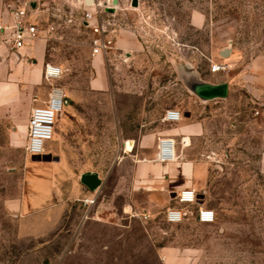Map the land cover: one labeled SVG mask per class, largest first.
<instances>
[{"label":"rangeland","instance_id":"374dc122","mask_svg":"<svg viewBox=\"0 0 264 264\" xmlns=\"http://www.w3.org/2000/svg\"><path fill=\"white\" fill-rule=\"evenodd\" d=\"M24 2L39 29L33 44L43 40L48 62L64 69L54 84L71 102L47 146L54 159L34 160L25 152L28 118L33 99L41 104L51 84L0 76V264H264V91L255 96L236 80L227 98L211 102L199 156L214 223L198 222L196 206L186 208L183 222L168 223L166 207H144L142 193L134 194L136 209L126 208L123 186L130 167L123 158L134 147L124 142L184 100L181 69L229 76L251 64L264 74V0H139L137 7L133 0H0V15ZM99 37L114 42L103 54L107 75L93 68ZM119 40L139 42L141 50L131 60L126 50L115 55ZM214 63L227 69L212 72ZM100 76L104 86H93ZM38 164L53 166L52 201L58 192L66 205L59 223L16 207L31 193L26 175L31 180ZM85 171L107 178L90 207L71 196ZM166 249L175 253L169 259Z\"/></svg>","mask_w":264,"mask_h":264},{"label":"crops","instance_id":"0c3cea01","mask_svg":"<svg viewBox=\"0 0 264 264\" xmlns=\"http://www.w3.org/2000/svg\"><path fill=\"white\" fill-rule=\"evenodd\" d=\"M202 20V16L200 17L197 14L194 17L195 25H200L203 22ZM33 43L34 40L30 45L21 49L20 54H13L6 46H2L0 49V76L21 75L20 78L26 81L27 84L39 87L40 78H44V65L48 62L46 43L43 40L35 45ZM141 47L142 45L139 42L119 40L114 45L116 50H114V54L118 55L121 53L120 51L126 50V57L131 56L132 53V58L129 59L131 60L136 57L135 53L139 52ZM105 63V55H95L93 59V68L96 71L95 75H107ZM252 70V65L248 64L239 75H208L202 77L195 73L189 74L186 70L181 69L179 73L184 86L182 89L185 94L184 100L165 108L161 121L158 124L146 131L140 130L136 136H132L131 139L124 142V145L127 141L134 143L133 150H129L131 153H128L123 158V161L127 160L130 166L129 174L123 181L124 189L128 194L127 198L131 202L125 206L126 208L136 209L139 206V203L133 200L136 193L145 194L144 207L172 206L175 201L173 200L174 195L185 188L195 190L202 198L201 203L208 206L207 190L205 188L208 170L204 164H201V157L199 156L201 154V136L205 134L207 122L211 118L209 115L214 112V106L211 102L223 98L202 100L189 88L187 82L191 79L214 84L227 82L229 85V95L233 83L238 80L239 82H243L253 95L259 96L264 91V74L256 75ZM92 83L93 86L99 85L103 87L106 81L100 76L93 79ZM35 104L34 102L33 106ZM167 110L179 111L181 119L179 121L163 120V116ZM147 125L148 123L143 126ZM161 139L174 140V160L167 162L158 160V144ZM50 153L51 151L46 147L45 154ZM259 166L261 172L264 173V152L261 153ZM31 168L35 175L31 180L26 175L24 189L26 190L30 186L29 190L32 187V191L27 196L26 194L23 195L16 207H19L27 217L34 215L33 213L39 214L40 217L41 214H44L46 223H59L60 212L64 210L66 205L64 202L57 201L59 199L58 192L57 200L52 201L50 191L55 188L52 184L50 169L53 166L45 168L38 164ZM106 183L107 178H104L101 174L95 171H85L81 174L73 191H71V196L74 200H81V202L83 199H94V194L98 190L103 189ZM164 253L168 259L169 256L175 254L172 249H166Z\"/></svg>","mask_w":264,"mask_h":264},{"label":"built area","instance_id":"2783aa9c","mask_svg":"<svg viewBox=\"0 0 264 264\" xmlns=\"http://www.w3.org/2000/svg\"><path fill=\"white\" fill-rule=\"evenodd\" d=\"M31 9L29 2L13 4L6 8L0 15V49L6 46L13 54H20V50L30 45L36 38L39 31L37 25L29 19L28 10ZM86 16L93 15L86 12ZM114 42L103 37L96 38L93 42V54H104L113 47ZM227 66L221 63H214L212 72L225 71ZM44 79L51 84L47 98L41 104H35L31 110L27 124V138L25 152L27 156L44 155L49 142L53 140L55 129L60 114L64 113L70 105V97L64 88L56 86L55 81L59 80L64 69L50 62H46L43 69ZM38 102L37 98L33 99ZM181 113L176 110H167L163 116L166 121H179ZM157 158L167 162L175 159L174 140L161 139L158 144ZM173 200L179 206H169L163 211L164 219L168 223L179 224L187 216L186 208L196 206L195 219L204 224H212L216 221V211L205 206L200 195L191 188H185L177 192ZM95 199H83L85 207H90ZM212 213L210 219L203 218L206 214ZM179 214V219L176 215ZM137 216V213H132Z\"/></svg>","mask_w":264,"mask_h":264},{"label":"water","instance_id":"95a60500","mask_svg":"<svg viewBox=\"0 0 264 264\" xmlns=\"http://www.w3.org/2000/svg\"><path fill=\"white\" fill-rule=\"evenodd\" d=\"M92 0H87V3H91ZM132 5L137 7L139 0H133ZM226 55L229 53L228 49L224 52ZM189 88L202 100H212L217 98H226L228 96L229 85L227 82L214 84L197 79H191L187 82ZM34 160L51 161L54 159L51 154L35 155L32 157ZM82 178H84L82 176Z\"/></svg>","mask_w":264,"mask_h":264},{"label":"clouds","instance_id":"9594fccd","mask_svg":"<svg viewBox=\"0 0 264 264\" xmlns=\"http://www.w3.org/2000/svg\"><path fill=\"white\" fill-rule=\"evenodd\" d=\"M211 216H212V213H208V214H206V217H203V218H208V219H210ZM175 218H176V219H179V218H180V217H179V214H177Z\"/></svg>","mask_w":264,"mask_h":264},{"label":"bare ground","instance_id":"6f19581e","mask_svg":"<svg viewBox=\"0 0 264 264\" xmlns=\"http://www.w3.org/2000/svg\"><path fill=\"white\" fill-rule=\"evenodd\" d=\"M86 2H87V0H86ZM93 2H95V0H92L90 4H92ZM87 4L89 5V3H87ZM126 143H127V142H126Z\"/></svg>","mask_w":264,"mask_h":264}]
</instances>
